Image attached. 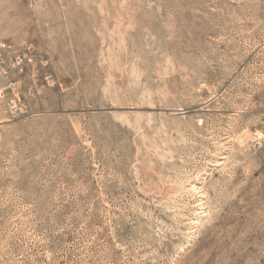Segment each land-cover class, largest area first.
<instances>
[{"label": "rangeland", "instance_id": "1", "mask_svg": "<svg viewBox=\"0 0 264 264\" xmlns=\"http://www.w3.org/2000/svg\"><path fill=\"white\" fill-rule=\"evenodd\" d=\"M0 264H264V0H0Z\"/></svg>", "mask_w": 264, "mask_h": 264}]
</instances>
